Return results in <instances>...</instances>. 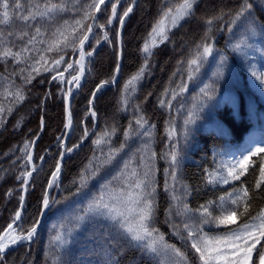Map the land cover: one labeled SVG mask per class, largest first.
Listing matches in <instances>:
<instances>
[{"label":"trees","instance_id":"1","mask_svg":"<svg viewBox=\"0 0 264 264\" xmlns=\"http://www.w3.org/2000/svg\"><path fill=\"white\" fill-rule=\"evenodd\" d=\"M132 0H123L119 6L117 16L113 23L108 25L111 16V0L105 5L98 17L93 38L86 46L85 51H93L100 44L95 54L87 60L85 79L72 98L70 112L72 114V132L66 143L71 148L85 137V130L90 133L85 137L79 148L68 155L62 162L60 183L57 191L50 197L54 201L44 215L36 237L30 244H20L4 253V260L0 264H54L55 258L60 255L53 246V237L61 223L67 225L74 220L80 210L85 207L93 197H98L104 189L102 185L112 179L123 166L125 160L133 158L131 167L139 165V157L145 143L149 144L150 156L152 152L154 179L156 182V212L152 226L164 236L167 244L175 245L186 252L191 264H202L199 254L191 248V241H183L173 232L172 225L182 229L184 217L166 215L169 209L167 193L164 191L165 169L168 159L165 158L166 134L164 129L171 125L175 129L173 142L183 157L181 163L180 180L188 186L190 194L185 202L196 210L200 205L209 201L219 203L221 196L239 190L242 186L249 189L252 196L249 214L255 216L264 208V186L256 189V181L261 179L260 166L264 164V153L251 159L255 162L239 180H230L228 184H208L205 180V170L218 169L221 162L231 161L233 157L247 154V151L256 146L264 147V85L252 73L264 74V35H258L250 43L255 45L252 49H245V55L232 51L240 38L241 29L236 27L229 31L227 24L231 19L225 15L211 26L205 23L209 17L218 16L221 12L235 13L242 0H197L194 6V15L181 21L180 26L171 27L170 18L164 21L162 27L166 29L168 39L151 47L153 26L161 20L167 8H175L182 0H137L131 14L128 16L121 35V66L115 85L100 91L94 99L93 93L102 82L109 83L114 77L119 62L118 32L119 16L127 10ZM23 2V0H22ZM69 11L57 21L62 24L68 21V32L77 27L75 21L82 18V10L92 3V0H79V8L73 9L72 0ZM98 2V0H97ZM257 4L264 0H256ZM94 5L91 13L94 12ZM254 14L264 23V8H257ZM84 22L83 29L75 35V48L82 38L90 22ZM100 24L105 27L97 28ZM5 35L8 31L19 28V22L14 28L3 26ZM211 29L208 31V29ZM170 29V30H169ZM52 28H49V32ZM208 31V43L213 45V53L204 61L200 71L193 73L189 79L188 61L196 54V46L205 42L203 38ZM107 33V38H105ZM159 41L160 37H156ZM99 41V43H97ZM146 41L149 43L152 55L149 57L142 51ZM37 47H44L37 45ZM69 47L61 53H45L48 64L41 62L37 67L39 74L32 71L30 65L33 61L14 65L11 59L7 64L0 62V233L15 219L19 206L20 189L23 180L17 179L28 170L29 155L33 141L39 131L43 118V130L34 143L33 156L37 160L44 150L55 142L64 124V82L58 77L52 79V61L61 55L67 60L73 54ZM33 60L38 55L27 53ZM226 58L227 67L224 77L216 84L214 98L206 101L201 94V88L206 84L212 85L216 80L214 73L221 61ZM147 60V64H145ZM195 67V66H193ZM143 74L125 91L126 83L136 76L140 69ZM20 69H25L20 73ZM48 69V70H45ZM15 72L16 75H12ZM31 72L34 77L31 83H25L21 75L27 77ZM14 82V83H13ZM187 85L181 92L180 88ZM20 88L23 92V101H17L15 93ZM167 90V91H166ZM173 91L177 94L173 98ZM125 99L127 103H125ZM165 101L161 104V101ZM89 101H92L91 105ZM170 101V104L168 103ZM204 104L198 112L199 118L194 124L187 127L191 129L187 138H184L185 120L194 106ZM58 107L60 111L58 113ZM11 108V112H9ZM137 108L140 110L137 111ZM95 112L96 123L90 111ZM143 116L148 124L145 128L150 136H138L133 133L111 165H106L99 174L88 182V186L79 193L77 188L82 171L86 170L90 161L93 166L109 153L110 149H118L125 141L124 132L131 124L135 129L136 119ZM95 125V128L92 127ZM154 126V127H152ZM115 132L109 137H103L101 144L94 141L101 138L105 130ZM143 131V130H141ZM167 139V138H166ZM28 142L27 148L25 147ZM23 150V151H22ZM62 148L60 142L54 143L46 156L44 163L37 170L28 185L24 211L20 220L18 231L26 233L37 221L41 211L43 199L48 183L55 171ZM143 168H139L143 174ZM226 175V173H225ZM180 188V185H176ZM11 192V194H9ZM248 217L242 216L236 224L219 227L205 225L204 231L209 236L223 235L228 228H235L237 224L247 222ZM108 225L104 219L90 218L72 237L70 246L63 252V264H97L98 257L94 254L96 242L103 226ZM113 238L120 239L117 230L108 225ZM184 236L186 232L182 233ZM126 248L123 255L118 256V264H167L169 256L153 257L143 254L136 248H129L127 242L120 241ZM264 243V241H262ZM259 248L260 245H257ZM231 258V255H228ZM254 253V259H255ZM212 264H223V260Z\"/></svg>","mask_w":264,"mask_h":264},{"label":"snow or ice","instance_id":"2","mask_svg":"<svg viewBox=\"0 0 264 264\" xmlns=\"http://www.w3.org/2000/svg\"><path fill=\"white\" fill-rule=\"evenodd\" d=\"M118 2L119 0H117ZM165 2H168V0H165ZM104 3L105 0H98V2L97 0H92V3L86 6V10H82V18L74 22L77 27L72 28L70 34L68 32V21H64L62 24L57 23L58 19L70 10L69 3L66 0H23V2L22 0H0V62L7 64L8 60L11 59L14 65H19L27 61H33L30 67L38 75L39 68L37 65L41 62L45 65L48 64L45 53H61L69 47H72L74 51L76 50V37L74 34L83 29L84 22L89 18L95 23L97 18L91 13L93 5L96 11H100L101 5ZM196 4L197 0H182V3L175 8V11L171 7L164 10L161 20L153 26L152 32L149 34L152 41L151 47H156L158 43H163L168 39L166 29L162 27L164 21L170 18L171 27L180 26L181 21L194 15V6ZM72 6L73 9L79 8V0H72ZM258 7L264 8V3L257 4L256 0H242L239 9L235 13L221 12L218 16L206 19L205 23L211 26L215 21L222 20L225 15H230L231 19L227 24L228 30L231 32L236 27L241 29L240 38L232 45V51L245 55V49L255 47L250 41L254 40L258 35H264V23H261L259 18L254 14ZM131 11L132 7L130 6L122 16H119L121 25H123L124 18ZM116 16L117 4L114 3L112 4V16L109 17L108 24H112L113 18ZM17 22H19V28L14 31L10 30L5 35L3 26L14 28ZM50 27L52 28L51 32H49ZM99 27L103 29L105 26L100 24ZM87 28L88 32L91 33L93 24H88ZM210 30L209 28L208 31ZM208 31H206L203 38L205 42L196 46L195 56L188 61L190 80L193 78V73L200 71L204 61L214 51L213 45L206 42ZM156 37H160V40L157 41ZM105 38H107V33H105ZM86 40H88L87 35H84L83 39H80V60L73 62L81 65V72L72 76L71 80L67 81L69 84H73L74 82L77 87L80 85V78L83 74L82 62L85 56L92 55L91 52L85 53L83 51V45ZM37 45H43L44 47L40 48ZM151 47L146 41L142 49L149 57L152 55ZM27 53L38 55L39 59L33 60L32 56L26 55ZM63 60L64 57L61 55L59 59L53 60L52 63L59 66ZM145 64H147V60H145ZM72 67L73 64H68V68ZM226 67V58L222 57L217 71L214 73L216 80L213 81L212 85L206 84L201 88V94L206 101L214 98L216 84L220 79H223ZM67 70L66 68L65 71ZM118 70L119 65H117ZM24 71L25 69H20V73ZM143 72L144 68H141L140 72L126 83L125 91H127L130 85L133 86L132 90L135 91L134 82L140 78ZM12 75H16V73L13 72ZM252 75L260 81L261 85H264V74H257L254 71ZM59 77L63 82V73H60ZM21 78L25 80V83H31L34 77L29 72L27 77L21 75ZM0 79L7 80L8 78L0 76ZM53 79H56V77H53ZM113 80H115V76ZM101 86H98V88ZM186 88L187 85H183L180 91L183 92ZM71 91V88H69L68 93L70 94ZM176 94L173 91V98H175ZM7 95H15L17 101H23L24 99L20 88H17L15 93L8 92ZM93 96H95V93H93ZM65 102L67 113L65 127L68 128L71 125V113L68 111L67 95L65 96ZM124 102L127 103V100L125 99ZM91 103L92 101H89L90 105ZM164 103L165 101L162 100L161 104ZM168 103L170 104V101ZM203 107L204 104L201 103L199 106H194V110L189 111L188 118L185 120V131L183 134L185 139L191 131L187 126L195 123L199 118L198 112ZM11 110L9 108V112ZM139 110L137 108V111ZM3 111V107L0 106V112ZM92 115L95 117V112H92ZM147 124L148 121L142 115L139 116L136 119L137 127L133 129L130 124L129 129L125 130V141L121 143L120 148L110 149L109 153L102 160L97 158L98 163L95 166L90 161L86 170L81 173L77 192L79 193L82 189H85L88 186V182L95 178L103 167L111 165L116 160L117 155L123 151L133 133H136L138 136H150L151 133L145 128ZM41 126L43 127V118L41 119ZM114 132L115 129H112L111 132L105 130L102 137L95 140L94 143L101 144L102 142H106L103 137H109ZM174 133V128L169 130L170 139ZM87 134V130H85L84 135L87 136ZM27 146L28 142L25 144L26 148ZM73 147H78V145H74ZM72 150V148L66 149L67 152H71ZM137 151L141 152L137 167H131L133 158L135 157L134 153L132 157L124 161L123 166L116 175L102 185L104 191L98 197L91 198L87 205L75 216L74 220L70 221L67 225L61 223L57 229V235L52 238L55 251L60 253L55 258L54 264H63V252L70 246L73 235L92 217L107 220L108 225L116 229L120 237L119 240L113 238L111 233L107 231L108 225L103 226L105 231L101 233L93 250L94 254L98 257L97 264H118V256L123 255L126 251V248L120 242L121 240L126 241L129 248H136L143 254L153 257L158 258L162 255L167 257L171 253L167 264H191L186 252L175 245L167 244L163 234L152 226L156 212L157 195L153 164V158L156 154L152 152L150 156H147V153L150 152V146L147 143L143 145V149H138ZM261 153H264V147L256 146L248 150L247 154L241 153L240 156L233 157L231 161H222L218 169L212 171L205 170L206 182L208 184H228L230 180H239L248 171L249 166L255 163L251 158ZM61 155L63 156V153ZM165 158L169 161V168L165 169L164 191L168 193L172 201L169 209L166 211V215L169 219L172 218L173 214L184 217L182 229L178 225H172L173 232L181 240L185 242L191 241V248L199 254L202 264H212L214 260H223V264H264V243H262L264 241V208L260 209L255 216L249 214L252 201L249 189L242 186L239 190L229 192L226 196H221L219 203L209 201L200 205L198 209L193 210L185 202L186 197L190 194V190L180 180L183 157L173 145L171 150L165 154ZM28 159L30 162V155ZM139 168L144 169L142 175L138 171ZM59 172L60 164L58 162L57 169L52 174L54 180L58 177ZM29 176H31V173L26 172L22 173L17 179L19 180L23 177L24 184L27 185ZM260 176L261 179L256 181V189H262V186H264V164L260 166ZM168 177L171 178V184H169ZM52 183L53 181H50L49 185L51 186ZM177 184L180 185V188L176 187ZM20 200L21 206H23L24 197L21 196ZM53 202L49 200L46 192L43 199L44 208H48ZM20 215V211H17L16 219H19ZM242 216L248 217L247 222L237 224L235 228H228L223 235L209 236L204 231L205 225L219 227L221 225L236 224L237 219ZM39 224L40 221L37 220L26 233L19 235L8 234L7 242H5L4 236H0V262L4 260V253L9 245L32 241L37 233ZM8 228L13 229V225L9 224ZM183 232H186L187 235L184 236ZM13 233H15V229H13ZM257 245H260V247L258 248ZM225 250H230L231 258H228Z\"/></svg>","mask_w":264,"mask_h":264},{"label":"water","instance_id":"3","mask_svg":"<svg viewBox=\"0 0 264 264\" xmlns=\"http://www.w3.org/2000/svg\"><path fill=\"white\" fill-rule=\"evenodd\" d=\"M110 1H111V0H105V3H104L103 5H101V9H102L105 5H107ZM122 1H123V0H119V2L117 3V11H118L119 5H120V3H121ZM136 2H137V0H132V2H131V4H130V6L132 7V10H133V8H134ZM130 6H129V7H130ZM129 7H128V8H129ZM100 11H101V10H100ZM100 11H96V10L94 9L93 15H95L97 19H96L95 23L92 21V19H90V22H89V24H93L92 32L89 33V32H88V28H87L86 31H85V33L83 34V36H82V38H81V39H83L84 35H87V36H88V40H86V41H85V44L83 45V51H84V52H85V47L89 44V42L91 41V39H92V37H93V35H94L95 26H96V23H97L98 17H99V15H100ZM131 12H132V11H131ZM131 12L129 13V15L131 14ZM129 15H128V16H129ZM128 16L124 18V23H123V25H121V23H120V27H119V32H118V44H119V62H118V65H119V70L117 71V68H116V71H115V74H114V76H115V80L112 79L109 83H103V84H100L99 86H101V85H102V86L99 87V88H97L96 92H94V93H95V96H96L100 91H102V90H104V89H106V88H108V87H110V86H113V85L116 83L117 79H118L119 71H120V66H121V44H122V43H121V35H122V31H123L124 24H125V22H126ZM114 19H115V18H113V21H114ZM112 23H113V22H112ZM108 25H111V24H108ZM99 46H100V44H98V45L95 47V49L93 50V52H91V53H92L91 56L94 55V53L96 52V50L98 49ZM75 49H76V50L73 51V54L71 55V62H72V64L77 68V70H78V74H79V73L81 72V66H80V64H75V63H73L74 61H79V60H80V43H79V42H78V44H77V46H76ZM91 56H85V65L83 66V74L81 75V78H80V85L77 87V86H75V83H73L72 85L68 83V87H67V90H66V95H67V97H68V111H70V105H71V101H72V98H73L74 94H75L76 91L79 89V87L81 86V84L83 83V81H84V79H85L86 61H87V59L90 58ZM59 74H60V73H59ZM55 76H57V75L55 74L53 77H55ZM70 80H71V79H70ZM69 88H71V90H72L70 94L68 93V89H69ZM66 95H65V96H66ZM95 96H92V99H93ZM66 123H67V113H66V102H65V97H64V124H63V126H62L61 131L59 132V134H58V136H57L55 142H53L52 144H50V145L44 150V152L41 154V156L39 157V160H38L37 164H35L34 166H31V165L29 166L28 170L26 171V172H30V173H31V176L28 177V184L25 185V184H24V181L22 180L20 186L18 187V188L20 189V197L23 196V197H24V200H23V206H21V200H20V197H19V206H18V210H17V211H20V213H21L20 218H19V219H16V216H15V219H14L12 222L9 223V224H12V225H13V229H15V230L18 229L19 222H20L21 217H22V215H23L24 204H25V198H26V192H27V187H28V185L30 184V182H31L33 176L35 175V173L37 172V170L40 168V163H41V161L43 160V158L45 157V155L47 154L49 148H50L52 145H54V143H56V142H58V141H61V143H62V145H63V146L61 145V147H62L61 153H63V156H62L61 153H60V157H59V160H58V162H59V164H60V172L58 173V177H57V182H58V180L60 181V174H61V170H62V162H63V160H64L68 155H70V154L73 153L75 150H77L78 147L81 145V143L84 141V138H85V137H84L83 139H81V141H80L78 144H76V145H78V147H72L73 150H72L71 152H67L66 149H65V144H66V142L68 141V138H69V136H70V134H71V131H72V116H71V125H70V127L66 128V127H65V124H66ZM42 130H43V127L41 126V123H40L39 131H38V133H37V135H36V137H35V139H34V143L38 140V138H39V136H40ZM34 143H33L32 148H31V155H30V156H31V160H30V162H31L32 159H33ZM58 162H57V164H58ZM56 169H57V165H56L55 171H56ZM55 171H54V172H55ZM26 172H25V173H26ZM53 179H54V178H53V175H52V178H51L50 181H53ZM51 186H52V184H51ZM51 186L48 185V187H47V194H48V195H49V191L51 190ZM25 189H26V190H25ZM47 210H48V208H44V206H43V204H42L41 211H40V214H39L38 219H37V220L40 221V224H41V221H42L44 215L46 214ZM16 213H17V212H16ZM9 224H8V225H9ZM40 224H39V226H38V228H37V232H38V229H39V227H40ZM8 225H7V226L3 229V231L0 233V236H5V234H6L8 231H10V230L13 231V229H9V228H8ZM6 230H7V232H6ZM36 235H37V233H36ZM36 235L34 236V238L36 237ZM34 238H33V239H34ZM33 239H32V240H33ZM31 242H32V241H30V242H24V243H22V244H25V243H28V244H29V243H31ZM20 244H21V243L18 242V243L15 244V245H9V247L5 250V252H7V251L10 250V249H13V248L17 247V246L20 245Z\"/></svg>","mask_w":264,"mask_h":264},{"label":"rangeland","instance_id":"4","mask_svg":"<svg viewBox=\"0 0 264 264\" xmlns=\"http://www.w3.org/2000/svg\"><path fill=\"white\" fill-rule=\"evenodd\" d=\"M114 3L115 4H117V0H114ZM111 14H112V8H111ZM97 28H100L99 26L97 27ZM87 52H90V51H86L85 53H87ZM72 64V62H71V57H70V59H65L64 58V60L60 63V65L59 66H56L55 64H52V67H51V69H52V71L54 72V74H53V76L56 74L57 76H55L56 78L58 77L59 79H60V77H59V73H63V77H64V79H63V82H64V88H63V91H64V96H65V93H66V90H67V87H68V83H67V81L68 80H70L71 78H72V76H74V75H76L77 74V68L75 67V66H73L72 68H68V64ZM68 69L67 71H65V69ZM61 80V79H60ZM72 102V101H71ZM59 111H60V108L58 107V113H59ZM71 113V112H70ZM71 116H72V114H71ZM92 118H94L93 117V115H92ZM170 129H173V127H172V124L171 125H167L166 127H165V129H164V133L166 134V138H165V140H166V152L168 153L170 150H171V147L174 145L175 146V143H172L173 142V138H174V136L172 135L171 136V139L169 138V130ZM61 131V130H60ZM62 143L60 142V145H61ZM63 146V145H62ZM48 155V152H47V154L45 155V157L43 158V160L41 161V163H40V167L42 166V164L44 163V160H45V158H46V156ZM40 157V156H39ZM38 160H39V158L37 159V160H34V156H33V159H32V161L31 162H29V166L31 165V166H34L35 164H37V162H38ZM169 168V161L167 162V165H166V169H168ZM168 180H169V184H171V178L170 177H168ZM57 179L53 182V184H52V186H51V190L49 191V195H48V197H49V200H50V197H51V195L53 194V192H55V190H56V188H57ZM167 199H168V202H169V204H171L172 203V201L170 200V197H169V195H168V193H167ZM175 217H176V215H174ZM20 225V224H19ZM22 232H19L18 231V229L17 230H15V234L16 235H19V234H21ZM226 251V254L227 255H230V250H225ZM214 263H216V262H219V261H213Z\"/></svg>","mask_w":264,"mask_h":264},{"label":"bare ground","instance_id":"5","mask_svg":"<svg viewBox=\"0 0 264 264\" xmlns=\"http://www.w3.org/2000/svg\"><path fill=\"white\" fill-rule=\"evenodd\" d=\"M82 65L84 66L85 65V58H84V60H83V62H82ZM81 66V65H80ZM78 74V73H77ZM56 180V179H55ZM54 179H53V181H55ZM8 234H15V233H13V231L12 230H10V231H8L6 234H5V242H7V239H8ZM16 235V234H15Z\"/></svg>","mask_w":264,"mask_h":264}]
</instances>
